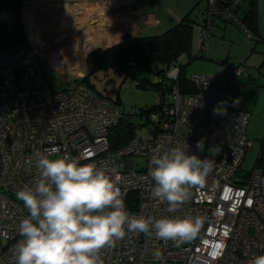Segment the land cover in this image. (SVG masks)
I'll use <instances>...</instances> for the list:
<instances>
[{"label": "built area", "instance_id": "1", "mask_svg": "<svg viewBox=\"0 0 264 264\" xmlns=\"http://www.w3.org/2000/svg\"><path fill=\"white\" fill-rule=\"evenodd\" d=\"M242 1H205L201 53L208 36L223 38L221 27L226 24L252 39L238 15ZM43 58L29 43L0 48V264H17L15 246L23 239L19 224L30 213L16 193L35 184L36 153L53 159L68 155L103 169L120 188L131 215L202 221L195 237L184 242L159 240L154 230L151 236L128 233L114 247L101 250L102 264H250L264 255V169L256 164L249 171L241 168L252 146L247 133L250 113L229 108L224 92L211 84V75L193 73L189 80L195 92H181L179 68H171L165 76L173 85L161 103L128 116L116 101L81 81L52 90ZM244 68L241 64L234 75ZM126 116L132 117L133 133L111 148L110 130ZM176 146L208 158L212 168L204 186L191 189L188 202L169 212L166 202L151 196L154 181L149 169L157 150ZM135 157L144 164L138 167ZM156 249L163 259L152 255Z\"/></svg>", "mask_w": 264, "mask_h": 264}, {"label": "clouds", "instance_id": "2", "mask_svg": "<svg viewBox=\"0 0 264 264\" xmlns=\"http://www.w3.org/2000/svg\"><path fill=\"white\" fill-rule=\"evenodd\" d=\"M197 148L203 150L201 142ZM36 156L39 176L35 184L16 193L30 213L19 224L23 239L15 246L17 264H102L101 250L114 247L128 233L151 236L154 230L159 240L184 242L201 227L199 217L131 215L120 188L95 164H82L68 155ZM151 165V196L166 202L169 212L188 202L191 189L204 186L212 168L208 158L189 154L188 147L180 146L157 150ZM152 255L163 259L159 249ZM250 264H264V255Z\"/></svg>", "mask_w": 264, "mask_h": 264}, {"label": "crops", "instance_id": "3", "mask_svg": "<svg viewBox=\"0 0 264 264\" xmlns=\"http://www.w3.org/2000/svg\"><path fill=\"white\" fill-rule=\"evenodd\" d=\"M183 13V10L178 9L168 14L165 7L156 5L152 0H23L19 18L27 43L41 50L44 59L53 56L67 73L80 77L82 73L86 74L87 66L91 63L89 56L96 49H105L118 43L125 34L146 36L153 32L162 33V30L164 32L170 26L171 18L175 17L178 22ZM221 29L223 39L227 37L226 42L229 41L231 45L227 52V62L234 66L233 70L239 65L237 59L245 60L249 56L245 50L252 52L261 46L253 43L255 46L251 47L252 42L244 41L243 34L234 25L226 24ZM259 30L257 38L264 46V37L261 35H264V31ZM220 54H217L216 59H223ZM209 55L214 57L216 51L210 50ZM44 75L46 77L45 72ZM246 77L242 81L234 78L226 87L221 84L215 86L224 92L225 101L231 109L248 111L244 107L249 104L237 101L233 92L241 91L240 86H248L250 81H257L263 75L261 72L248 73ZM77 81L78 78L74 83ZM226 93L234 98L226 100Z\"/></svg>", "mask_w": 264, "mask_h": 264}, {"label": "rangeland", "instance_id": "4", "mask_svg": "<svg viewBox=\"0 0 264 264\" xmlns=\"http://www.w3.org/2000/svg\"><path fill=\"white\" fill-rule=\"evenodd\" d=\"M156 5L166 8V13L174 12L175 10H183L184 13L181 18L188 14L190 18L194 20V32H193V42L191 53L195 55V58L191 59L186 66V75L190 77L193 73L200 74H210L213 75L211 78V84L216 86V84H221L224 87L229 81L234 78L236 81H242L247 79L246 75L248 73L257 74L261 72L263 77L257 78V81H250L248 86H240L241 91L233 92V95L237 97V101L241 103L249 104L246 108L250 112V117L247 124V133L252 141L251 149L247 155V158L242 162L241 168L244 171H249L256 164V160L259 156L261 149V142L264 137V46L261 41L258 40V36L251 30V41L245 37L242 30L239 29V33L243 34L244 41L248 43L252 42L251 47H256V50L244 51L249 52V56L242 61L237 59L238 62L236 68L241 64L244 65L243 74L234 75V66L227 62V52L230 49L229 41L226 42L227 37L220 38L215 35H210L207 37L206 44L207 48L202 52V42L204 39L199 35L200 28L203 22V11L205 9L206 0H152ZM246 7V2L242 1L240 9ZM11 12L6 11L0 15L1 20H8ZM180 18V19H181ZM177 20L175 17L171 18L169 21L170 28L176 24ZM167 26V25H165ZM166 27L165 29L169 28ZM164 26L161 27L163 29ZM264 31V0H257V34H260V30ZM164 29V31H165ZM199 31V33H198ZM163 32V30H162ZM160 33H149L146 36L156 35ZM263 37L264 35L261 34ZM243 40V37L241 38ZM261 42V43H260ZM225 43V44H220ZM255 43V45H253ZM258 43V44H257ZM216 51V55L210 57V50ZM255 49V47H254ZM221 53V54H220ZM251 53V54H250ZM217 54L222 56L223 59H216ZM202 55V56H201ZM213 57V58H212ZM224 60V62L222 61ZM186 56H182L179 60L181 63L187 62ZM237 63V64H238ZM42 67L46 74V80L49 85L54 90L63 89L74 83L75 79L79 80L83 77H87L88 81L92 86L103 95L108 96L110 99L116 101L119 104L120 111L127 114H137L139 111L150 108L152 106H158L161 103V90L156 89L154 83L161 78L155 75L154 72H140L138 75H134L130 71H121L115 69L104 70H92L91 63L88 64L86 74H81L80 77L71 75L67 73V70L58 62L53 56L50 58L42 59ZM83 68L85 66L83 65ZM246 73V74H245ZM167 83H169L167 81ZM166 95V94H165ZM228 100L230 96L226 93ZM234 98V97H232ZM168 100V98H167ZM227 102V101H226ZM232 108L230 105H227ZM235 109V108H234ZM238 109V108H237ZM142 122V120H139ZM144 133H148L146 129L143 128ZM52 158V157H50ZM135 162L137 166H142L144 164L143 160L135 157Z\"/></svg>", "mask_w": 264, "mask_h": 264}, {"label": "trees", "instance_id": "5", "mask_svg": "<svg viewBox=\"0 0 264 264\" xmlns=\"http://www.w3.org/2000/svg\"><path fill=\"white\" fill-rule=\"evenodd\" d=\"M243 1L246 2V7L238 9V15L249 30L258 36L257 0ZM22 3L23 0H0V15L6 11L11 12V18L8 20L4 21L0 19V48L27 43L24 28L19 18ZM194 26V20L190 18L188 13L173 27L160 34L151 36L125 34L118 43L105 49L98 48L90 54L91 71L115 69L130 71L132 73L137 71L154 72L156 73L155 75L161 77L154 83V86L156 89L161 90L160 99L162 101L165 93H167L173 85L171 81L166 79L165 74L171 68L178 67L179 90L181 92H195V87L186 75V66L191 59L195 58V55L191 53ZM198 27L200 28L199 25ZM182 56H186L188 60L184 64L179 62ZM87 77H83L79 81L95 90ZM167 81L169 83H167ZM95 91L98 92L97 90ZM98 93L109 98L100 92ZM155 107L156 106H152L141 110L135 115L124 113L128 116H137ZM130 118L132 117L126 116L121 118L117 125L111 128L109 133L111 148H116L124 144L131 137L133 133V122ZM256 166L264 169V137L261 142L259 156L256 160Z\"/></svg>", "mask_w": 264, "mask_h": 264}, {"label": "water", "instance_id": "6", "mask_svg": "<svg viewBox=\"0 0 264 264\" xmlns=\"http://www.w3.org/2000/svg\"><path fill=\"white\" fill-rule=\"evenodd\" d=\"M140 73V71H137V72H134L133 74L134 75H138Z\"/></svg>", "mask_w": 264, "mask_h": 264}]
</instances>
